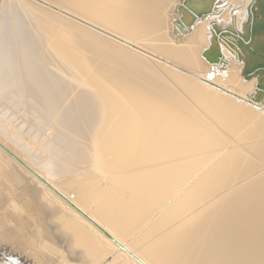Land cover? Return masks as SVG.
<instances>
[{
    "label": "bare ground",
    "instance_id": "6f19581e",
    "mask_svg": "<svg viewBox=\"0 0 264 264\" xmlns=\"http://www.w3.org/2000/svg\"><path fill=\"white\" fill-rule=\"evenodd\" d=\"M32 1L54 10L50 11L53 15L47 14L52 26L64 28L63 21L71 20L103 32L116 43L129 47L118 40L132 41L138 47L139 55L165 71L160 76L146 65V72L151 77L168 81L170 87L180 86L225 129L224 132L214 130L210 122L201 128L196 123L198 118L195 120L190 114V118L184 116L186 107L134 78L112 59L103 57L99 58L101 62L91 61L92 69L83 64L92 74V81L105 97L109 109L107 126L100 139L101 166L122 173L78 188V198L74 202L106 224L104 229L94 226L96 233L125 257V264L128 261L131 264H264V94L258 90L256 76L259 72L264 73V31H256L257 24L264 22L263 1L54 0L57 4ZM244 4L247 5V18L240 26L243 13L234 12L241 11ZM17 25V31L25 30L29 35L30 54L36 62L31 56L24 55L26 64L20 65L23 49L28 50L20 43L21 55L15 46L4 48L2 52L5 43L11 40L6 34L0 35V94L3 93L0 101L6 97L7 91L15 89L8 92L6 107L9 110L14 108L19 112L27 108V117L32 119V112L39 108L37 103L40 102L45 109L49 107L46 111L50 116L60 114L56 116L59 124L61 117H66L70 110L81 109L84 118L89 119L86 131L91 132L92 120L97 117L94 107L78 96H75L78 99L76 106L68 105L71 97L65 96L63 85L56 80L59 76H55L52 67L41 62L47 60L45 57L34 52L29 19ZM233 25L236 27L233 34L223 30ZM250 26L253 34L248 39L249 34L243 31H248ZM64 38L69 41L71 35ZM79 52L78 49L71 52L76 61L80 60ZM223 58L228 60L227 65ZM213 62L218 71L227 75L228 81L236 86L217 80L219 76L207 75L211 68L213 70ZM248 74L250 78H247ZM53 77L57 78L53 80ZM199 77L226 87L224 89H232L233 94L247 101L242 103L230 92L221 93L219 87L204 83ZM25 82L28 84L23 85ZM161 85L162 90L175 96L176 91H171L167 84ZM51 88H57L60 94L55 95ZM213 97L223 98L227 103ZM53 99H61L55 109L44 102ZM237 102L245 107L238 108ZM252 119L257 121L255 127L246 129L244 121ZM223 137L251 141L249 156L235 158L227 154L220 157L213 167L209 163L212 168L205 167L208 171L198 181L193 178L190 182L197 170L195 158L217 146ZM17 140L4 135L0 126V144L27 162L30 169L38 173V180L58 189L62 175L59 173L62 169L58 170L59 163L70 156L65 151L60 153L48 147L46 157L36 158L30 164L28 159L17 154L15 147L21 145ZM0 153L8 158L7 167L11 170L8 174L3 171L0 176L11 179L17 175L18 165L4 150ZM29 153L32 156L33 149ZM29 177L30 181H37L33 176ZM41 185L47 190V185ZM225 188L230 192L223 190L221 193L225 191L226 194L221 197L223 194L219 191ZM218 192L221 195L217 197ZM67 195L65 201L69 202L71 199ZM172 197L174 202L171 203ZM209 198H215V203H209ZM206 200L212 206L208 208L209 205L203 204V208L197 211L200 214L193 213ZM158 210H162L160 217L147 226ZM111 238L126 250L120 249ZM123 238L132 239L130 241L134 248L140 249L141 257Z\"/></svg>",
    "mask_w": 264,
    "mask_h": 264
},
{
    "label": "rangeland",
    "instance_id": "374dc122",
    "mask_svg": "<svg viewBox=\"0 0 264 264\" xmlns=\"http://www.w3.org/2000/svg\"><path fill=\"white\" fill-rule=\"evenodd\" d=\"M41 1L47 4H57L54 0ZM242 8L241 11L234 12L236 14L243 13L241 15L242 24L240 26L245 24V19L247 18V5L245 6L244 4ZM50 11L54 10L38 1L0 0V35L6 34L11 40L5 43L2 52L4 48L8 49L15 46L17 48L16 52H19L21 55V48H19L20 43V46L28 48V50L23 49L20 65L24 66L26 64L27 60L23 57L24 55L33 58L30 54L32 49L30 48L29 35H27L25 30L17 31V23L29 19L31 24L29 27L33 30L30 32H32V47L34 42V52L40 54V57H45L47 60L41 62L46 66L52 67L55 76H59L58 78L56 77L57 79L55 77L52 79L60 80L59 83L63 85L65 96L69 95V97H71L70 103L68 101V105L71 107L77 105L78 99L75 96L84 98L87 100V105L91 104V106L94 107V113L97 114V117L92 120L91 132H87V123H89V119L84 118L81 109L70 110L66 117H61L59 124L56 116H60V114L50 116L48 111H46L49 107L45 109L43 104H40L38 100L36 101L38 102L37 107L39 108H36L32 112V119H28L27 117V108L19 112L14 108L9 110V108L6 107V102L9 97L8 92H14L15 89L7 91L6 97L1 99L0 126L4 135L8 134L18 139L17 141L21 143L20 147H15L20 157L28 159L27 161L31 164L33 161H36V158L46 157L47 153L45 152L49 147L60 153L65 151L70 158H66L59 163L58 170L62 169V171H59L62 175L59 179L60 183L57 185L58 189H55L49 184L51 188L47 186L46 190V186L44 187L41 185H46V183L38 180V173L30 169L27 162H24L17 156L16 158L35 175L15 160L18 165L17 175L11 179L1 178L0 176V243L7 248V250H5L6 253H0V257H8L10 261H20V263L23 262V264H27L24 260L30 264H125L123 263L127 261L125 257L116 249L111 248L107 241L98 235L96 233L97 230L93 228L99 225L104 229L103 227L106 228V224L102 220L94 218V215L88 209L82 206L80 207L74 202V200L78 198V188L86 187L90 183H95L96 181H103L104 178L108 179L107 177H115L116 175L114 174L117 173L115 171L103 169V166H101L102 157L100 158L99 152L100 139L107 126L105 123L109 117V109L107 108L105 97L92 81V74L85 70L87 68L84 65L92 69L91 64H89L91 61L101 62L103 57L112 59L119 67L128 70L134 78L142 80L147 86L152 87L162 95L174 99L177 101L176 103L186 107V110L183 111L184 116L189 117L188 114H190L191 118L195 120L198 118V122L194 121L198 123L201 128L204 129L205 124L210 122V124L215 127L214 130L224 132L225 129L219 126L213 117L204 112L203 110H205V107L188 96L180 86L176 87L173 84L174 86L171 85L172 87H170L168 81L162 78H158L157 80L151 77L148 72H146V65L155 70L160 76L164 75L165 71L161 66L139 55L137 52L138 47H136L135 43L127 39V41L123 39L118 41L129 45V47L122 43H116L103 32L94 31L92 28L84 26L83 24H76L71 20L70 22L63 21L64 28L52 26L50 20L47 18V14H51ZM98 22L100 23V21ZM235 28V25H233L231 28L223 30H228L233 34V29ZM113 32L116 33L115 31ZM243 32L248 34V31ZM65 35H68V38H70L71 35L69 41L64 38ZM22 39H24V41H22ZM219 39L223 42L222 38ZM62 41H65V43ZM0 44H2V41ZM221 45H223V43H221ZM74 49H78V52L80 51L77 53L78 59H80L79 61H76L72 57L71 52ZM33 60L36 62L34 58ZM223 61L226 65L228 64V60L223 58ZM212 66H214L213 70L211 68V71H208L207 75L219 76L217 80L236 86L235 83L228 81L227 75H223L222 72L220 73L218 71V67L214 62ZM160 71L161 74L159 73ZM256 76L258 87H261L258 90H261L263 92L262 94H264V73L262 74L259 72ZM199 79L204 83H210L215 87H219L221 93L226 94L225 92H230V94H232L231 96L234 95L233 97H238L239 99L237 98V100L242 103L243 101H247L244 97L233 94L234 92H232V89H224L226 87L221 85L217 86L204 77H199ZM262 80L263 83H261ZM160 82L167 84L171 91H176L175 96L173 97L162 90ZM25 83H23V85L28 84L27 82ZM51 90L54 91L55 95L60 94L57 88H51ZM2 94L3 93L0 94V98ZM186 98H188L187 101ZM213 98L216 100H225L220 97ZM258 98L260 99V97ZM169 101L173 103L171 100ZM44 102L46 105L51 104L52 108L55 109V106L59 105L61 99L45 100ZM223 103L226 104L227 101L225 100ZM237 106L238 108L245 107L239 102H237ZM5 112L7 114L6 116H4ZM20 113L21 115H19ZM16 119H18V121L21 119V121H19L20 123H18ZM244 122L246 124V129H252L255 127L257 121L252 119V121L249 120ZM208 132L211 133L210 131ZM224 138L225 137L218 140L217 146L204 151L201 157L195 158L197 170H195L196 173L191 177V180H189L190 182L193 178L198 181L200 179L199 177H202L208 171L205 167L212 166L220 157L223 158L227 154H231L235 158H238V156H249V151H251L252 146V144H250L251 141L241 142L235 137ZM257 139L259 140L260 138ZM7 140L9 141V139ZM32 149L34 153L31 156L29 152H31ZM0 150L3 149L1 148ZM7 150L12 153L8 148ZM0 157L2 159L0 161V173H3V171L5 172L4 174L10 173L11 170L7 167V163H9L8 158L2 153H0ZM53 157H55L57 161V156L55 154H53ZM208 157H210L209 160H207ZM11 159H13V157H11ZM30 175L36 178L37 181H30ZM120 175H122V173L117 176ZM237 183H235V185ZM226 188L228 189L229 187ZM226 188L221 189L219 192L221 193L223 190H226ZM59 190H61L62 193ZM228 190H226L227 193L230 192ZM179 192L182 193V191ZM179 192L178 194H180ZM219 192L217 193V197L221 194H223L221 196L223 197L226 194L225 191L221 194ZM63 193L65 195L68 194L67 198L69 197L76 205L71 200L69 202L65 201L66 197ZM173 197L170 199L171 203L174 202ZM221 197L220 200H222ZM209 199V203H211L210 201H216L215 198ZM208 200L203 201L198 206V209H196V207L193 213L196 212L200 214V211H197L203 208V206L209 205L207 203ZM166 204H164V206ZM211 206L212 204L207 207L210 208ZM207 207H204V210L207 209ZM77 209L80 210L82 214ZM162 210L161 212H159V210L156 211L151 216L153 219L150 220L147 226H150V224L158 219L157 217H160L159 213L161 214ZM145 226L144 224L143 227ZM130 240L132 239L123 238V241L138 254V257H141L140 249L134 248L133 242ZM13 258H16V260H13ZM128 264H131V262L128 261Z\"/></svg>",
    "mask_w": 264,
    "mask_h": 264
},
{
    "label": "water",
    "instance_id": "95a60500",
    "mask_svg": "<svg viewBox=\"0 0 264 264\" xmlns=\"http://www.w3.org/2000/svg\"><path fill=\"white\" fill-rule=\"evenodd\" d=\"M263 1V4H264V0ZM256 31H258L259 33H262L264 31V22L263 23H258L257 26H256ZM248 39H250L252 37V34H253V31H252V26L249 27V30H248ZM247 78H250V75L248 74ZM261 88V87H259ZM0 147L8 154L10 155L11 157H13L18 163H20L23 167H25L26 169H28L31 173H33L29 168H27L19 159H17L11 152H9L7 149H5V147H3L1 144H0ZM34 174V173H33ZM35 175V174H34ZM49 188H51L50 185L46 184ZM119 247L120 249L122 250H126L125 247L123 245H121L120 243H118L115 239L111 238ZM5 250H7L6 246L2 245L0 243V253L5 252ZM12 260V259H11ZM13 260H16V258H13ZM139 261V260H138ZM24 262H26L27 264H30L29 262H27L26 260H24ZM0 264H23L20 263V261H10L8 259V257H0ZM141 264H144V263H141Z\"/></svg>",
    "mask_w": 264,
    "mask_h": 264
}]
</instances>
